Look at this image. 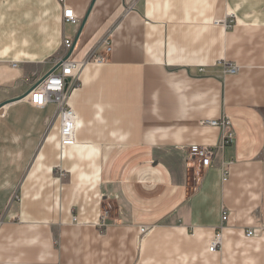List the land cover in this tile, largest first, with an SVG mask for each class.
<instances>
[{
	"label": "crops",
	"instance_id": "obj_1",
	"mask_svg": "<svg viewBox=\"0 0 264 264\" xmlns=\"http://www.w3.org/2000/svg\"><path fill=\"white\" fill-rule=\"evenodd\" d=\"M66 2L77 25L59 0H0V264H264V0ZM64 36L106 58L71 93L73 145L21 98Z\"/></svg>",
	"mask_w": 264,
	"mask_h": 264
},
{
	"label": "built area",
	"instance_id": "obj_2",
	"mask_svg": "<svg viewBox=\"0 0 264 264\" xmlns=\"http://www.w3.org/2000/svg\"><path fill=\"white\" fill-rule=\"evenodd\" d=\"M62 5L63 19L66 23L77 25L80 21L79 17L74 12L73 8L67 4L66 0H59ZM231 27V25H229ZM104 42L108 43L107 40ZM74 46V39L70 36H64L63 38V54L56 58L53 62L52 68L59 64V66L50 74L47 73L41 75L31 82V86L27 93L22 97L30 104L39 108L54 107V115L48 119V129H50L55 121L60 122V141L63 145H73L76 142V127L77 116L75 110L69 104L71 93L80 88V72L87 63L95 61L102 63L106 61L105 56L90 55L85 60L75 61L70 57L66 59V56L72 50ZM107 52L111 51L110 46L106 49ZM226 70L230 73H236L238 67L225 63ZM13 66H18L14 63ZM203 69H201L202 71ZM207 123L218 126L222 129V144H230L234 142L235 135L228 117L223 116L220 119L206 121ZM215 158V149L209 146L191 145L188 150L187 163L197 172L209 168L213 165ZM227 170H225V173ZM109 209L103 212V219L98 226H105L106 219L109 216ZM228 218V213L224 211L223 221ZM1 223V219H0ZM222 227L215 233L214 237L209 242V250L211 252L221 251L223 234ZM150 231L149 227H142L140 232L142 235L147 234ZM253 230H248L247 235H254Z\"/></svg>",
	"mask_w": 264,
	"mask_h": 264
},
{
	"label": "water",
	"instance_id": "obj_3",
	"mask_svg": "<svg viewBox=\"0 0 264 264\" xmlns=\"http://www.w3.org/2000/svg\"><path fill=\"white\" fill-rule=\"evenodd\" d=\"M86 19H87V17H85L84 22L86 21ZM81 30H82V29H81ZM72 51H73V48H72V50H70V52H69L68 55L66 56V59L70 57ZM58 66H59V64H58L57 66H55L53 69H51L46 75H48V74H50L51 72H53ZM21 98H22V97H21ZM12 100H15V99H12ZM9 102H12V101H7V102H5V103H2V104L0 105V110H1V108H2L3 106H5L6 104H8Z\"/></svg>",
	"mask_w": 264,
	"mask_h": 264
},
{
	"label": "rangeland",
	"instance_id": "obj_4",
	"mask_svg": "<svg viewBox=\"0 0 264 264\" xmlns=\"http://www.w3.org/2000/svg\"><path fill=\"white\" fill-rule=\"evenodd\" d=\"M61 54H63V48H62V51L59 53V56H60ZM59 56H58V57H59ZM54 108H55V106H54Z\"/></svg>",
	"mask_w": 264,
	"mask_h": 264
}]
</instances>
